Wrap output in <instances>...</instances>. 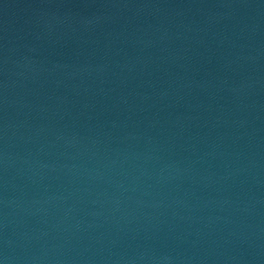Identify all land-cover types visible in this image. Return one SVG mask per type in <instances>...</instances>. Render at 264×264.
Returning <instances> with one entry per match:
<instances>
[{"label":"water","instance_id":"water-1","mask_svg":"<svg viewBox=\"0 0 264 264\" xmlns=\"http://www.w3.org/2000/svg\"><path fill=\"white\" fill-rule=\"evenodd\" d=\"M0 264H264V0H0Z\"/></svg>","mask_w":264,"mask_h":264}]
</instances>
